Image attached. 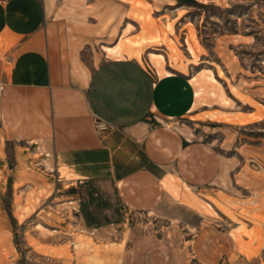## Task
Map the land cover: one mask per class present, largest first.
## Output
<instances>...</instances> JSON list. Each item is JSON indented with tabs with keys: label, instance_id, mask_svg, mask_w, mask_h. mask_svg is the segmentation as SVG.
Returning a JSON list of instances; mask_svg holds the SVG:
<instances>
[{
	"label": "rangeland",
	"instance_id": "1",
	"mask_svg": "<svg viewBox=\"0 0 264 264\" xmlns=\"http://www.w3.org/2000/svg\"><path fill=\"white\" fill-rule=\"evenodd\" d=\"M63 8L89 26L104 16L117 28L103 38L92 28L100 49L157 39L141 46L142 63L160 69L149 55L163 54L168 70L196 78L201 96L190 115L198 120L184 122L225 168L204 191L174 181L176 203L147 212L111 186L41 185L38 161L19 163L9 144L0 264H264V0H69ZM176 57L186 70L169 66Z\"/></svg>",
	"mask_w": 264,
	"mask_h": 264
},
{
	"label": "crops",
	"instance_id": "2",
	"mask_svg": "<svg viewBox=\"0 0 264 264\" xmlns=\"http://www.w3.org/2000/svg\"><path fill=\"white\" fill-rule=\"evenodd\" d=\"M65 6L0 0V165L14 144L19 163L38 161L41 185L111 186L147 212L176 203V180L203 191L220 181L223 159L184 122L198 120L194 80L108 54L92 28L102 38L117 28L104 16L89 26ZM95 118L112 129L100 133Z\"/></svg>",
	"mask_w": 264,
	"mask_h": 264
},
{
	"label": "bare ground",
	"instance_id": "3",
	"mask_svg": "<svg viewBox=\"0 0 264 264\" xmlns=\"http://www.w3.org/2000/svg\"><path fill=\"white\" fill-rule=\"evenodd\" d=\"M123 1V0H122ZM157 40V39H156ZM156 40H154L153 38L151 39H149V38H142L141 40H136V41H133L134 42V44H132V45H121V43H118V45H116V46H114V47H109V46H107V47H105V51L108 53V54H110V55H115V56H122V57H124V56H126V57H129V58H132V57H135V58H137L139 61H141L142 62V57H143V53H142V50L143 49H141V46H143V45H146V44H148V43H151V42H154V41H156ZM187 45L189 46V51L191 52V53H193V55H195V50H194V48H193V45L191 44V42H189V41H187ZM151 55H153L154 57H156V62L157 63H159V67H160V69L159 68H157V70H158V72L162 75V74H171V71L170 70H168L161 62H167L166 61V58H165V56L163 55V54H156V53H151L149 56H151ZM152 59H155V58H153V57H151ZM150 58V59H151ZM173 60H175V62L173 63V62H171L170 61V63H169V66L170 67H173L174 69H181V70H186V67L185 66H183L182 64H180V61L178 60V58L176 57V58H174ZM192 80H195V81H197L196 80V78L195 77H193L192 78ZM201 88H198L197 90H196V93H195V95H196V98L198 99L201 95ZM197 99H196V101H197ZM210 116H213L214 114H209ZM250 120H252V119H250ZM242 121V120H241ZM248 121V120H247ZM249 123H250V121H248ZM173 183V182H172Z\"/></svg>",
	"mask_w": 264,
	"mask_h": 264
},
{
	"label": "built area",
	"instance_id": "4",
	"mask_svg": "<svg viewBox=\"0 0 264 264\" xmlns=\"http://www.w3.org/2000/svg\"><path fill=\"white\" fill-rule=\"evenodd\" d=\"M94 126H96V129L100 133H106L107 131H110L112 129V126H110L106 121H102L98 118H95Z\"/></svg>",
	"mask_w": 264,
	"mask_h": 264
}]
</instances>
